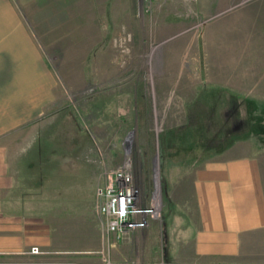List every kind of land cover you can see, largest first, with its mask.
Listing matches in <instances>:
<instances>
[{
  "label": "rangeland",
  "instance_id": "obj_1",
  "mask_svg": "<svg viewBox=\"0 0 264 264\" xmlns=\"http://www.w3.org/2000/svg\"><path fill=\"white\" fill-rule=\"evenodd\" d=\"M2 1L0 142L26 173V201L51 207L42 220L59 246L90 248L83 239L97 236L104 242L96 191L120 167L130 166L143 203L157 196L163 220L171 212L169 190L193 171L191 160L226 146L264 149V0H120L114 19L106 4L99 24L105 34L91 26L101 45L88 51L76 50L74 35L72 44L44 36L31 17L47 14L49 1L8 0L19 20L1 15ZM18 23L39 39L57 80L50 102L20 126L15 117L24 98L46 94L23 92L27 69L3 34ZM125 39L127 50L120 47ZM33 247L41 253L32 254ZM54 253L31 245L23 255L0 254V264L69 259Z\"/></svg>",
  "mask_w": 264,
  "mask_h": 264
},
{
  "label": "crops",
  "instance_id": "obj_2",
  "mask_svg": "<svg viewBox=\"0 0 264 264\" xmlns=\"http://www.w3.org/2000/svg\"><path fill=\"white\" fill-rule=\"evenodd\" d=\"M20 1L24 4L44 2ZM45 1L52 4L47 14L43 12L45 9L39 15L37 11L32 13L37 27L44 36L48 31L49 37L57 43L68 40L72 44L70 35L78 37L74 45L81 51L101 45L95 36L105 34V27L99 24L106 17V4L110 5L113 19L114 15L120 14L117 9L120 0H61L59 5L53 0ZM10 4L8 0L1 2L6 9L1 15L19 20V13ZM91 12L97 15L95 19L90 18ZM91 26L101 27V33L91 31ZM54 31H60V34ZM4 32L10 38L9 43L17 47L12 50L18 51V59L24 61L20 65L27 69L22 83L29 86L23 92L45 91L46 94L38 100L36 96L24 98L27 103L24 102L26 104L15 117L20 126L29 123L36 110L50 102V86L57 80L49 74L44 48L29 27L18 23ZM33 99L36 103H32ZM11 119L14 117L10 116L8 120ZM5 124L3 117L0 119L1 130ZM1 143L0 254L23 255L29 246L40 245L46 251L76 259L56 264H107L110 258L111 264H264V149L252 153L244 146L240 149L238 145L237 149L224 146L225 149L215 151L213 155L191 160L189 168L193 171L185 173L184 179L169 190L171 212L165 214L163 220L152 222L146 229L135 230L119 242L111 239L109 246L105 238L102 242L97 236L95 241L83 239L84 245L92 243L90 248H79L74 245L75 241L65 243L73 244V247L58 245L61 241L42 220L44 208L51 207L26 201V173L19 171V162ZM20 158L25 161V157ZM96 229L99 230L98 222Z\"/></svg>",
  "mask_w": 264,
  "mask_h": 264
},
{
  "label": "built area",
  "instance_id": "obj_3",
  "mask_svg": "<svg viewBox=\"0 0 264 264\" xmlns=\"http://www.w3.org/2000/svg\"><path fill=\"white\" fill-rule=\"evenodd\" d=\"M126 44V39L121 40L120 47L127 50ZM96 196L97 211L104 220V238L108 246L111 239L119 242L133 231L146 229L152 222L161 219V205L157 196L154 194L150 202L143 203L129 165L114 171L108 182L97 188ZM31 253L40 254L41 251L33 247ZM107 264H111V261L107 260Z\"/></svg>",
  "mask_w": 264,
  "mask_h": 264
}]
</instances>
